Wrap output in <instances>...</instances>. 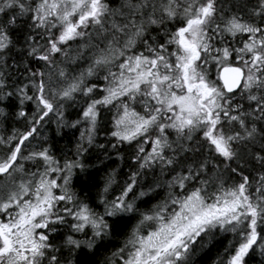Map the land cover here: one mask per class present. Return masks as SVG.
<instances>
[{
    "label": "snow or ice",
    "instance_id": "6c2138e0",
    "mask_svg": "<svg viewBox=\"0 0 264 264\" xmlns=\"http://www.w3.org/2000/svg\"><path fill=\"white\" fill-rule=\"evenodd\" d=\"M125 144L93 207L74 176ZM217 232L264 255V0H0V264H195Z\"/></svg>",
    "mask_w": 264,
    "mask_h": 264
},
{
    "label": "trees",
    "instance_id": "16d2710c",
    "mask_svg": "<svg viewBox=\"0 0 264 264\" xmlns=\"http://www.w3.org/2000/svg\"><path fill=\"white\" fill-rule=\"evenodd\" d=\"M72 67H76L73 65ZM212 78H215V71H212ZM80 111V107H71L65 109V118L68 120H73L76 118V113ZM102 115L105 117V126L99 131L97 136V141L100 143H105L110 139L109 130L111 129L110 117L112 113L104 110ZM15 127L19 129H24L26 126L23 122H17ZM10 130V127H9ZM40 135L42 137H47V142L52 145L53 151L58 158L63 159V153H66L68 158H72L75 151V145L79 138V132L75 129H70L67 127L57 130L56 120L53 117L51 122L44 124L42 129H39ZM75 132V135L73 133ZM132 146L125 144L120 152L124 156V160L120 161L115 155L111 159L105 158L101 155V150L90 149L92 155H87L85 158V163L88 165L87 174L94 178V183L88 184L85 180V174L77 171L76 176L73 178V189L80 195L81 199H85L93 207H97L96 203V193L98 188L103 183V177L105 175V169H111L120 166V177L124 178L126 174L130 171V160L129 156L131 154ZM113 150L109 149V152ZM99 157V159L97 158ZM103 160V163H100ZM118 187V186H116ZM146 200L149 198H145ZM155 201H152L154 203ZM151 203L143 204V207H150ZM99 210V209H98ZM135 223V221H132ZM123 237L114 242L113 248L109 249L108 254L115 250L116 247L123 243ZM236 237L231 232H217L212 237H209L207 243L202 249H200L194 260L195 264H224L228 257V253L232 251L237 242ZM227 250V251H226ZM102 258V257H101ZM249 264H264V255H261L259 249L256 250L255 254L250 253Z\"/></svg>",
    "mask_w": 264,
    "mask_h": 264
}]
</instances>
